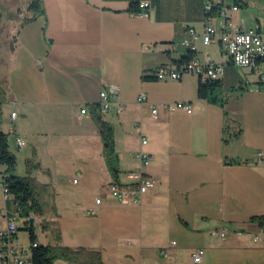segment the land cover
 I'll return each instance as SVG.
<instances>
[{
    "label": "crops",
    "instance_id": "obj_1",
    "mask_svg": "<svg viewBox=\"0 0 264 264\" xmlns=\"http://www.w3.org/2000/svg\"><path fill=\"white\" fill-rule=\"evenodd\" d=\"M42 1L44 14L13 26L15 42L0 53L7 93L0 129L18 151L32 149L26 162L37 164L38 186L72 177L71 188H54L55 199L43 195L50 216L37 228L51 241L43 226L59 228L60 245L99 251L104 264H194L196 249L205 250L200 264H264V230L252 221L264 216V162L257 158L264 150V91L237 79L219 40L203 43L206 3H221L231 22L254 29L242 8L234 0ZM142 2L150 4L143 13L130 11ZM190 50L227 63L224 107L199 98V77H155L162 65L178 68ZM110 86L118 96L103 117L114 131L119 184H132L129 175L139 170L158 181L139 202L109 190L117 182L93 107ZM18 138L26 145L18 146ZM142 153L151 156L148 164Z\"/></svg>",
    "mask_w": 264,
    "mask_h": 264
},
{
    "label": "built area",
    "instance_id": "obj_2",
    "mask_svg": "<svg viewBox=\"0 0 264 264\" xmlns=\"http://www.w3.org/2000/svg\"><path fill=\"white\" fill-rule=\"evenodd\" d=\"M149 6V2H142L140 4L142 9H146ZM234 9L237 10L238 8L234 7ZM211 10V5L205 6L206 12ZM204 21V45L209 46L216 39L219 40L223 53L229 57L228 63L240 68H251L254 72H258V89L264 91V30L262 29V24L259 23L256 28L246 30L243 24L235 25L231 22L225 12H223L221 18H206ZM191 32L194 34V30H191ZM185 44L188 45V42H185ZM226 67L227 63L218 64L212 60L195 57L180 68L169 64L162 65L155 70L154 75L160 81H178L184 75L190 74L198 76L203 82H208L223 78L226 73ZM117 96L118 88L116 86H110L101 91L99 106L102 114H106L112 104L116 103ZM146 100L145 95H141L139 98L140 102H145ZM178 106L185 108L189 113L192 112V107L189 105L179 103ZM122 109L123 107L119 105L118 111L121 112ZM81 113L85 114L87 110L83 109ZM153 113L155 116L157 115V108H154ZM11 118L12 122H15L18 114L15 111L12 112ZM10 132H14L13 125L10 128ZM17 143L20 147L26 145L25 141L21 138H18ZM143 143L146 144L147 140H144ZM140 158L145 164H148L151 160V156L147 153H142ZM257 158L264 162V150L257 153ZM129 177L134 182L126 187L121 186L119 183H112L110 185L109 190L116 199L124 200L130 196L134 202H139L158 184L155 178L144 174L141 170L131 172ZM77 181L78 179L75 180V183ZM2 187L5 205L0 209V264L31 263L32 253L29 255V248L24 245L23 239L19 237V217L24 220L27 227L39 226L43 222V217L35 213L22 217L16 203L13 204L14 209L11 211L7 206L10 197L3 182ZM96 203L101 204V199H97ZM26 231L30 237V231ZM38 246V242L30 240L32 251ZM162 253L167 256V252L163 251ZM204 255V249H196L191 253V260L194 264H200L204 259Z\"/></svg>",
    "mask_w": 264,
    "mask_h": 264
},
{
    "label": "trees",
    "instance_id": "obj_3",
    "mask_svg": "<svg viewBox=\"0 0 264 264\" xmlns=\"http://www.w3.org/2000/svg\"><path fill=\"white\" fill-rule=\"evenodd\" d=\"M234 2L239 8L248 7V4L244 2V0H234ZM208 4L212 6V10L206 12L205 6ZM28 11L32 13V17L24 20V23L30 22L36 19L39 15L44 14L43 1L30 0ZM130 11L134 14H141L145 9L140 7V3H133ZM203 14L204 20L206 18H221L223 14V6L221 3H206L203 7ZM195 57H197L196 51H188L178 62V68L182 67ZM223 87L224 82L222 79L203 82L201 78H199L198 96L210 103L219 104L224 107L227 104V99L220 98L223 92ZM6 101L7 93L0 87V127L2 125V107ZM103 115L104 114L100 111V106L93 107V118L99 128L104 143V154L108 166L114 176V182L119 183L120 171L117 164L118 155L115 150L114 131L110 123L104 119ZM0 164L5 167L6 175L3 177V183L8 190V195L10 197L7 202L8 208L12 211V205L16 203L20 209L22 217H27L33 213L45 216L48 204L44 201L43 194L47 192L49 186H38L36 180L30 176L22 178L14 175L17 168V158L10 151L8 134L1 129ZM27 169L28 173L31 175L34 170L38 169V166L33 160H30L27 162ZM252 221L258 223L264 230V216L253 218ZM36 229L37 227L34 226L25 228H21L20 226L19 228V230L30 231V240L39 243ZM43 229L52 231V235L58 244L53 246L42 245L39 243V246L32 251L31 264H55V261L59 259L64 260L69 264H104L102 261V254L99 251L87 250L84 248L74 250L60 245L61 233L59 228L56 227L50 229V224H46L43 226Z\"/></svg>",
    "mask_w": 264,
    "mask_h": 264
},
{
    "label": "rangeland",
    "instance_id": "obj_4",
    "mask_svg": "<svg viewBox=\"0 0 264 264\" xmlns=\"http://www.w3.org/2000/svg\"><path fill=\"white\" fill-rule=\"evenodd\" d=\"M246 2L249 3L248 7L242 8L241 9V14L243 15L245 21H246V26L247 28L253 26L256 28L258 25V20L261 21L263 24V30H264V0H245ZM30 0H0V53L4 52L5 54L6 49L8 45L11 42H15V37H13L12 33H10L11 29L13 26L18 25L19 22L23 21L25 18L31 17L32 13L28 11ZM210 49L213 50V48H216L215 45L209 47ZM216 52H219L218 50ZM215 56H218V54H215ZM220 56V53H219ZM223 57L226 58V60H229V57L227 55H223ZM236 70V77L240 81L244 82H249V81H254L258 82V77L259 73L258 72H252L251 68H240V67H235ZM4 67L0 68V77L2 76ZM198 79V76L193 75ZM227 92H229V89L224 88L222 95L220 98L227 99ZM7 109L8 107L5 108L4 113H5V120L7 122L8 115H7ZM6 134H8L6 132ZM9 143H10V150L11 152L15 155L17 158V168L15 171L16 176L25 178V177H32L34 178L36 174L32 176L28 173L27 169V159H28V153H31L32 149L27 148V149H21L20 151L17 150L15 146V141L14 138L8 135ZM6 175L5 173V167L0 164V209L4 206L5 200H4V192H3V187H2V182H3V177ZM38 176V175H37ZM42 177V174L39 175ZM59 177H55V181H53V186H49L47 188V195L50 194L52 197L54 196V188H71L72 186V177L71 173H67L64 177V180L58 179ZM45 193V194H46ZM44 195V194H43ZM51 197V200L53 199ZM49 199V197H47ZM55 199V196H54ZM49 202V201H47ZM48 205H51L47 203ZM50 208V207H49ZM47 215L50 216V213L47 212ZM19 223L21 228L27 227L25 225L24 220L19 217ZM19 237L23 239V243L26 247L29 248L30 254L32 253V249L30 247V237L27 233L26 230H20L19 231ZM37 237L38 241L42 245H48V243H51V245H54L55 241H51L48 239L47 234L42 231V227L37 228ZM31 264V263H28ZM55 264H69L66 263L64 260H56Z\"/></svg>",
    "mask_w": 264,
    "mask_h": 264
}]
</instances>
